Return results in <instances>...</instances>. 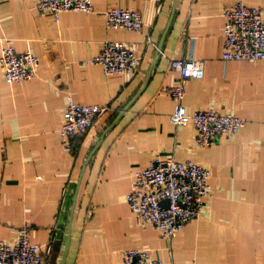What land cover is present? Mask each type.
Listing matches in <instances>:
<instances>
[{"label": "crops", "instance_id": "1", "mask_svg": "<svg viewBox=\"0 0 264 264\" xmlns=\"http://www.w3.org/2000/svg\"><path fill=\"white\" fill-rule=\"evenodd\" d=\"M92 13L55 20L35 0H0V51L11 46L39 59L36 77L7 84L0 68V240L24 224L47 264H118L127 249L166 264H264V60H221L226 7L264 0H91ZM140 13L139 32L107 30L104 12ZM104 41L125 43L139 73L105 75L95 57ZM203 62L204 76L185 84L187 113L213 110L245 126L209 148L194 128L170 121L164 89L178 80L172 60ZM106 105L83 135L59 129L67 97ZM191 161L210 171V195L198 218L171 241L134 216L125 195L152 160ZM68 244V245H67Z\"/></svg>", "mask_w": 264, "mask_h": 264}, {"label": "built area", "instance_id": "2", "mask_svg": "<svg viewBox=\"0 0 264 264\" xmlns=\"http://www.w3.org/2000/svg\"><path fill=\"white\" fill-rule=\"evenodd\" d=\"M40 13H49L55 20L65 12L92 13L91 0H35ZM224 31L221 60L255 63L264 60V18L262 9L242 2L223 11ZM107 30L139 32L142 17L136 11L111 8L104 12ZM39 59L30 51L16 52L5 46L0 51V68L7 84L29 81L36 77ZM83 64L98 65L105 75L132 74L141 70V59L123 42L104 41L99 53ZM170 70L179 74L164 93L175 103L170 121L175 126L190 124L195 130L194 145L213 147L219 138L237 134L246 121L232 114L213 110L187 113L183 106L185 84L204 76L203 62L193 57L172 60ZM109 111L106 105L80 104L67 97L66 110L59 134L66 150L70 140L83 135L96 120ZM210 171L191 161L173 158L152 160L133 175L132 189L125 195L130 212L143 223L155 227L169 242L190 221L198 218L205 199L210 195ZM30 225L24 224L14 241L0 240V264H47L42 247L29 239ZM118 264H166L141 249L121 252Z\"/></svg>", "mask_w": 264, "mask_h": 264}, {"label": "water", "instance_id": "3", "mask_svg": "<svg viewBox=\"0 0 264 264\" xmlns=\"http://www.w3.org/2000/svg\"><path fill=\"white\" fill-rule=\"evenodd\" d=\"M68 245V244H67Z\"/></svg>", "mask_w": 264, "mask_h": 264}]
</instances>
